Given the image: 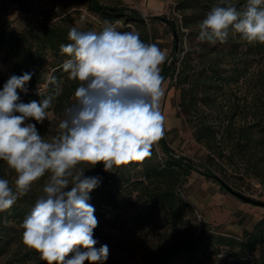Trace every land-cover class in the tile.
I'll return each instance as SVG.
<instances>
[{"label":"trees","instance_id":"trees-1","mask_svg":"<svg viewBox=\"0 0 264 264\" xmlns=\"http://www.w3.org/2000/svg\"><path fill=\"white\" fill-rule=\"evenodd\" d=\"M8 1L18 2L23 11L31 12L20 0ZM75 1L63 0L58 12L56 8L40 11L36 22L22 31L11 30L7 16L0 13V62L6 64V76H0V90L10 76L32 73L25 85L27 92L17 90L18 102L40 101L51 96L49 111L56 115L76 103L74 91L79 82L69 79L63 71L62 64L68 57L61 53L60 45L70 43L68 32L72 27L97 33L104 28L88 17L79 25L73 23L65 9ZM78 1L99 21L113 24L122 18L134 27L133 31L140 34L142 41L152 43L147 21L138 10L106 5L100 0ZM175 2L182 17L181 27L187 32L165 17L173 40L170 54L161 65L163 82L168 80L178 91L179 111L190 124L195 141L208 150L207 157L220 159L264 183V43H249L231 31L225 43L201 42L197 38L198 24L212 7L222 6L225 0ZM232 3L242 10L246 0H232ZM154 19L160 17H149ZM118 30L128 32L131 28ZM183 34L187 36L185 50L181 45ZM49 74L57 78L58 90L48 83ZM36 127L43 128L39 124ZM157 145L164 154L161 160L154 145L152 155L142 162L110 171L101 169L102 163L94 166L97 171L94 176L101 177L100 185L89 193L88 203L95 208L94 215L115 229L131 223L146 225L152 235H160L163 228L175 232L173 242L166 247L158 250L143 247L148 264H176L178 260L184 264H200L209 255L216 258L222 251L235 262L264 264V259L254 263L248 258L264 244V217L240 240L202 229L195 231L193 227L185 229L190 225L185 219L189 205L179 194V184L192 171L222 181L211 171H199L188 159L176 156L164 136ZM35 201L28 193L18 198L10 209L0 212V256L8 254L17 243L19 249L14 252V260L46 264L21 240V224Z\"/></svg>","mask_w":264,"mask_h":264},{"label":"clouds","instance_id":"clouds-1","mask_svg":"<svg viewBox=\"0 0 264 264\" xmlns=\"http://www.w3.org/2000/svg\"><path fill=\"white\" fill-rule=\"evenodd\" d=\"M230 31L249 43H264V0H246L242 10L232 0L212 7L198 24L197 38L225 43ZM68 40L60 45L68 57L62 69L79 84L76 103L64 109L53 139H44L36 127L48 119L52 97L18 102L17 90L27 92L32 73L10 76L0 90V161L16 174L14 188L0 178V212L49 174L21 224L22 243L46 264H103L109 248L96 247L98 219L88 203L101 177L85 176L78 166L102 163L110 171L152 155L165 135L160 100L167 52L142 41L138 32L112 26L99 33L72 27ZM47 79L58 90L57 78L49 74Z\"/></svg>","mask_w":264,"mask_h":264},{"label":"rangeland","instance_id":"rangeland-1","mask_svg":"<svg viewBox=\"0 0 264 264\" xmlns=\"http://www.w3.org/2000/svg\"><path fill=\"white\" fill-rule=\"evenodd\" d=\"M31 12L22 10L20 4L15 1L0 0V13L5 14L10 21L9 28L15 31H22L36 22L40 17V11L56 8L61 5L63 0H20ZM101 3L110 6H124L127 9H136L147 21L149 34L153 37L152 43L157 44L161 50L167 52V57L172 48V32L167 23L162 19L149 20L151 16L166 17L175 21L180 30L187 29L181 27L182 17L176 10L175 0H100ZM67 14L72 17L73 23L79 25L85 22L86 17L94 19L97 24L105 28L112 26L116 31L118 29L130 27L122 18H117L113 24L106 21H99L92 13L86 11L80 1L76 0L72 7L65 9ZM187 44L186 34L182 35V48L185 50ZM180 45V47H181ZM183 52L180 53L182 55ZM0 76H6V64L0 62ZM164 95L160 100V108L166 117V128L164 138L171 151L176 156H183L199 171H211L221 181L233 190L264 201V183H259L258 179L244 174L235 166L229 165L220 159L212 160L208 158V150L195 141L192 136V128L185 121L180 113L178 106V91L168 80L163 82ZM49 111V110H48ZM63 115H56L49 111L48 119L43 123H37L43 128L38 129L39 133L46 140L53 139L59 133V123ZM28 122L36 123L34 120ZM157 150V158L161 160L164 157L157 143L154 144ZM85 168V176H94L97 171L95 167L88 168L89 165H80ZM101 169H104L102 164ZM105 171V170H104ZM49 174H45L38 182L34 183L29 194L38 198L42 195L43 185L47 182ZM0 178L8 179L10 186L14 188L16 174L7 168L5 162L0 161ZM264 180V177H262ZM180 196L189 205L185 214V219L190 222L185 229L204 230L207 233L223 234L225 236L236 237L240 240L241 236L251 231L259 220L264 217V208L249 204L246 201L229 193L214 178L207 177L198 171H192L185 177L178 186ZM98 219V226L94 229V239L98 241L96 247L107 245L109 255L103 264H148L144 258L143 247L158 250L166 247L173 242L175 232L161 230L160 235H152L146 225H133L127 223L123 229L111 228ZM191 230V229H190ZM174 231V230H173ZM19 245L13 244L8 254L0 256V264H24L21 261L14 260V252L18 251ZM23 252L25 248H22ZM228 250V248H225ZM222 251L216 258L209 255L200 264H242L233 261L226 253ZM254 263H259L264 259V244L260 245L252 256L248 257ZM32 264V263H31ZM176 264H184L182 260L176 261Z\"/></svg>","mask_w":264,"mask_h":264},{"label":"water","instance_id":"water-1","mask_svg":"<svg viewBox=\"0 0 264 264\" xmlns=\"http://www.w3.org/2000/svg\"><path fill=\"white\" fill-rule=\"evenodd\" d=\"M160 19L166 20L165 17H160ZM221 185L224 187L225 190H227L229 193L233 194L234 196L240 198L241 200L246 201L249 204H253V205L264 208V201L256 200L254 198H250L248 196H245V195L233 190L232 188H230L229 186H227L223 182L221 183Z\"/></svg>","mask_w":264,"mask_h":264}]
</instances>
